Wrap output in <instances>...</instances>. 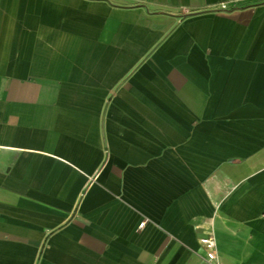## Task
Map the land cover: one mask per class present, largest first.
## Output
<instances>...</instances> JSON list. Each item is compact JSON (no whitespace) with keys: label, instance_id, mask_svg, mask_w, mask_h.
I'll return each instance as SVG.
<instances>
[{"label":"crops","instance_id":"obj_1","mask_svg":"<svg viewBox=\"0 0 264 264\" xmlns=\"http://www.w3.org/2000/svg\"><path fill=\"white\" fill-rule=\"evenodd\" d=\"M205 234L264 264V0H0V264H207Z\"/></svg>","mask_w":264,"mask_h":264},{"label":"built area","instance_id":"obj_2","mask_svg":"<svg viewBox=\"0 0 264 264\" xmlns=\"http://www.w3.org/2000/svg\"><path fill=\"white\" fill-rule=\"evenodd\" d=\"M219 9H224V3L218 4ZM143 222L138 223V227H140ZM199 243L203 247V258L207 264H221L218 260L215 242L211 234H205L198 239Z\"/></svg>","mask_w":264,"mask_h":264}]
</instances>
